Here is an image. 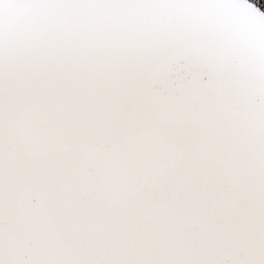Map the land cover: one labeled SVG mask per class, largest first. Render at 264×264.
I'll use <instances>...</instances> for the list:
<instances>
[{
    "label": "snow or ice",
    "instance_id": "1",
    "mask_svg": "<svg viewBox=\"0 0 264 264\" xmlns=\"http://www.w3.org/2000/svg\"><path fill=\"white\" fill-rule=\"evenodd\" d=\"M0 264H264V11L0 0Z\"/></svg>",
    "mask_w": 264,
    "mask_h": 264
},
{
    "label": "built area",
    "instance_id": "2",
    "mask_svg": "<svg viewBox=\"0 0 264 264\" xmlns=\"http://www.w3.org/2000/svg\"><path fill=\"white\" fill-rule=\"evenodd\" d=\"M250 2L255 3L262 11H264V0H250Z\"/></svg>",
    "mask_w": 264,
    "mask_h": 264
}]
</instances>
